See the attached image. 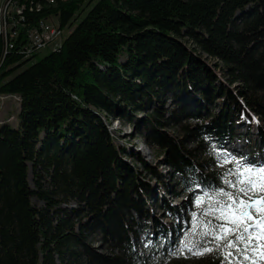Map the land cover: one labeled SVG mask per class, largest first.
<instances>
[{
  "label": "trees",
  "instance_id": "1",
  "mask_svg": "<svg viewBox=\"0 0 264 264\" xmlns=\"http://www.w3.org/2000/svg\"><path fill=\"white\" fill-rule=\"evenodd\" d=\"M17 1L24 29L50 14L71 27L89 8L59 45L17 72L37 52L20 49L26 31L14 46L0 45V93L19 96L18 124H0V264H165L182 248L203 254L201 264L241 260L247 242L236 239L246 234L236 193L247 189L239 179L245 168L215 160L241 135L251 153L264 151V0ZM252 113L255 139L236 127ZM109 114L136 119L157 157L180 175L181 192L202 190L189 216L156 223L140 251L131 242L134 214L150 217L153 185L122 158ZM263 192L258 184L249 197ZM160 199L167 211L177 207ZM95 233L105 250L87 241Z\"/></svg>",
  "mask_w": 264,
  "mask_h": 264
},
{
  "label": "rangeland",
  "instance_id": "2",
  "mask_svg": "<svg viewBox=\"0 0 264 264\" xmlns=\"http://www.w3.org/2000/svg\"><path fill=\"white\" fill-rule=\"evenodd\" d=\"M52 4L55 2L50 1ZM17 4L20 6V12L18 14V30H24L27 32L29 28L24 29L26 26L24 25L25 22L22 21V11L24 10V4L21 1H18ZM5 2L3 0H0V7L4 8ZM89 8V5L80 12V14L73 20L72 26L73 27L77 21L85 14L87 9ZM17 18V19H18ZM47 18V21L55 24L62 28V26L59 23L58 16L56 14H50L49 16L45 17ZM42 18V19H45ZM33 27V26H32ZM71 27L64 26L63 27V33L62 36H66ZM31 29V27H30ZM53 45V44H51ZM51 45L48 46H42L36 49L37 51L34 56L28 60H26L22 65H20L16 71L21 70L23 67L30 64L32 61H35L39 58H41L43 55H45L48 50L50 49ZM34 52V51H33ZM201 56L208 62H218V65L220 64V60L217 58L207 56L202 51H200ZM124 56H121V59H123ZM216 72H220L218 68H215ZM220 74V73H219ZM171 101L170 98L166 99L165 107H170ZM19 110V96L18 94H4L0 93V124L2 122H10L13 126H16L18 124V117L17 113ZM138 115H141V112L137 113ZM252 121L249 125V134H251L252 138H257L256 136V123L257 118L256 115L252 113ZM111 122L108 124V129L110 132L114 135L115 141L122 145L123 152H122V158L129 164H134L137 170L143 175L144 179L149 180L152 182L153 185V197L148 202V214L150 217L148 219H145V221L139 219L134 214V221L136 222V225L134 226L136 232L135 235H133L131 242L133 247L140 251L141 248L144 245H147L151 242L152 238V232L156 228V223L159 222H169L172 224H175L179 222L180 220V214L182 213L184 216H189L191 209L196 205V197L198 194L202 192L200 188H196L193 192H187L183 191L181 192L180 185H177L176 180L179 174H174L171 166L168 164L162 163L163 157L158 156L157 157V148L155 145L150 144L147 142L145 136H144V128L142 126L138 127L136 125L135 121L136 119L133 118L132 122L126 121V117H123V119L118 118L116 115L109 114L108 115ZM246 126H248L245 121L239 120L236 123L237 132H244L247 131ZM169 128H172L171 126ZM234 139V143H230L227 146V149L223 152L222 156L215 160V165H219L222 163L226 158L230 160H243L244 155H247L248 157L254 158L255 160H259V154L260 151L256 153H251L250 147L248 145V142L246 143L244 138L237 137ZM246 144V145H245ZM226 147V146H225ZM229 147V148H228ZM237 149H241L242 151H238ZM264 153V151H263ZM143 159L144 161H147L151 163L159 172L162 173L164 176L165 182H168V184L176 191L180 192L179 196H174L171 194V192H166L163 187L162 182H155L154 177L151 175L150 171L148 169H145L142 162L140 161ZM248 167L249 171L253 174L252 177H250L247 172L240 170L239 171V179L241 182L246 183L247 187V193L248 196H250V193L255 188L256 185L260 184L262 188H264V171L259 172L257 168L258 165L256 164V168L251 169L253 165L248 164L246 160L244 159L241 162V167ZM246 170V168H245ZM42 173V171H41ZM180 176V175H179ZM151 179V180H150ZM28 181L29 184L32 187H35L34 183V175L32 170V164L31 162H28ZM42 183H44V186H47L46 178L45 181L41 180ZM264 193V192H263ZM162 197L165 198L166 201L170 202L171 204H177V207H175L173 210L167 211L162 208ZM264 197V194L263 196ZM31 200L33 203L40 205L44 202L37 198V196H32ZM161 200V201H160ZM242 206L247 204L246 199L243 200ZM69 207L75 205L74 200H70ZM253 206V207H252ZM251 207L254 208L256 211H258L261 215L260 218L253 217L250 214H243V213H237L236 218L244 225L245 235L239 233L240 239H244L247 242V252L242 256V259L239 261H219L218 264H264V200L263 203L259 206L252 205ZM84 220V219H83ZM184 222V221H183ZM76 228V225H75ZM87 241L91 242L92 245H95L99 250H105V247L100 240L99 233L92 234L91 236L87 237ZM203 254L191 252L189 249H180L176 254H170L167 257V262L165 264H201V256ZM138 264V263H133Z\"/></svg>",
  "mask_w": 264,
  "mask_h": 264
},
{
  "label": "built area",
  "instance_id": "3",
  "mask_svg": "<svg viewBox=\"0 0 264 264\" xmlns=\"http://www.w3.org/2000/svg\"><path fill=\"white\" fill-rule=\"evenodd\" d=\"M4 8L0 7V45L6 50L14 46L20 34L17 29L19 21L18 14L20 6L17 0H3ZM53 1V0H50ZM18 18V19H17ZM63 29L47 21V18L40 19L37 25L29 28L21 40L20 49L29 54L39 47L51 45V48L60 44Z\"/></svg>",
  "mask_w": 264,
  "mask_h": 264
},
{
  "label": "snow or ice",
  "instance_id": "4",
  "mask_svg": "<svg viewBox=\"0 0 264 264\" xmlns=\"http://www.w3.org/2000/svg\"><path fill=\"white\" fill-rule=\"evenodd\" d=\"M241 194H243V196L247 197V199H248L249 202L252 201V198L248 196L247 190L244 189V188H241L236 193V203H237V206L238 207L240 206V204H243L244 203L242 200H240ZM260 199L261 200H264V197H260ZM245 206L247 207L248 205H245ZM258 218H260V217H258ZM246 230L247 229H245V231ZM236 239H240V237H236ZM189 251H191V249H189Z\"/></svg>",
  "mask_w": 264,
  "mask_h": 264
},
{
  "label": "water",
  "instance_id": "5",
  "mask_svg": "<svg viewBox=\"0 0 264 264\" xmlns=\"http://www.w3.org/2000/svg\"><path fill=\"white\" fill-rule=\"evenodd\" d=\"M260 197H261V196H256V197H254V198L252 199V201L249 202L248 207L251 206V205H257V206L261 205L262 202H263V200H261ZM248 212H249V210H248V208H247V209L245 210L244 213H245V214H248Z\"/></svg>",
  "mask_w": 264,
  "mask_h": 264
},
{
  "label": "bare ground",
  "instance_id": "6",
  "mask_svg": "<svg viewBox=\"0 0 264 264\" xmlns=\"http://www.w3.org/2000/svg\"><path fill=\"white\" fill-rule=\"evenodd\" d=\"M228 148H229V147H228ZM240 151H241V150H240ZM259 160H260V161H264V153H263V152L259 154Z\"/></svg>",
  "mask_w": 264,
  "mask_h": 264
}]
</instances>
